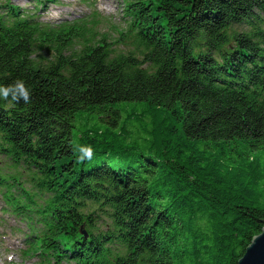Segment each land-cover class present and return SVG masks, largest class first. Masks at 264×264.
<instances>
[{
	"label": "trees",
	"instance_id": "16d2710c",
	"mask_svg": "<svg viewBox=\"0 0 264 264\" xmlns=\"http://www.w3.org/2000/svg\"><path fill=\"white\" fill-rule=\"evenodd\" d=\"M116 1L117 44L0 1V86L31 93L0 99V222L35 264H238L264 228V0Z\"/></svg>",
	"mask_w": 264,
	"mask_h": 264
},
{
	"label": "rangeland",
	"instance_id": "374dc122",
	"mask_svg": "<svg viewBox=\"0 0 264 264\" xmlns=\"http://www.w3.org/2000/svg\"><path fill=\"white\" fill-rule=\"evenodd\" d=\"M1 2L5 0H0ZM45 4L39 14L44 22L59 23L65 20L83 19L85 26L90 28L89 34L95 41L105 37L118 43L123 32L121 8L116 0H97L89 5L85 0H56ZM13 5L32 10L30 0H10ZM1 217V209H0ZM0 222V264H35V259L24 256V244L20 239L19 228L24 227L13 218L4 216Z\"/></svg>",
	"mask_w": 264,
	"mask_h": 264
},
{
	"label": "clouds",
	"instance_id": "9594fccd",
	"mask_svg": "<svg viewBox=\"0 0 264 264\" xmlns=\"http://www.w3.org/2000/svg\"><path fill=\"white\" fill-rule=\"evenodd\" d=\"M30 90L25 86V83L22 80H16L13 84L7 86H0V99L9 100L19 102L23 100L25 103L30 102ZM81 155L80 160H84L86 158H91L92 151L91 149H79Z\"/></svg>",
	"mask_w": 264,
	"mask_h": 264
},
{
	"label": "water",
	"instance_id": "95a60500",
	"mask_svg": "<svg viewBox=\"0 0 264 264\" xmlns=\"http://www.w3.org/2000/svg\"><path fill=\"white\" fill-rule=\"evenodd\" d=\"M238 264H264V228L253 238Z\"/></svg>",
	"mask_w": 264,
	"mask_h": 264
}]
</instances>
